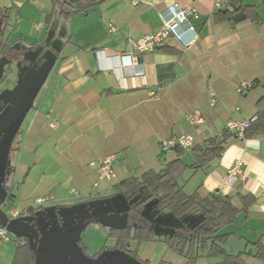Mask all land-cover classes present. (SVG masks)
<instances>
[{"label": "crops", "instance_id": "1", "mask_svg": "<svg viewBox=\"0 0 264 264\" xmlns=\"http://www.w3.org/2000/svg\"><path fill=\"white\" fill-rule=\"evenodd\" d=\"M214 1L101 0L63 19L58 9H52L51 0H0V11L8 8L10 16L9 25L0 20V43L8 45V58L17 54L9 60L10 70L18 68L20 61L27 70L16 82L21 84L23 101L22 108L16 107L22 113L11 169L12 203L30 216L23 219L39 228V236L42 229L49 230L40 228V217L29 208L45 204L70 208L65 206L73 200L101 196L119 180L160 169L177 156L191 164V149L181 153L162 150L160 140L190 133L198 145L224 129L229 119H246L264 111V101L258 105L264 98V0H242L256 5L260 21L247 19L236 24L212 20ZM174 3L196 10V18L188 16L193 30L182 25L181 41L169 37L155 50L138 54L141 74H135L133 66L123 67L118 53L133 52L128 40L156 30L159 15L171 16ZM5 63L2 60L0 66L2 90L13 74H5ZM241 81L253 84L243 94L236 91ZM211 91L215 96L212 106L208 104ZM13 93L6 89L4 94ZM197 108L203 112L204 122L190 125L186 115ZM110 154H118L114 181L99 178L97 169L89 165ZM237 159L242 161L241 172L226 176ZM179 182L188 193L251 194L255 200L247 211L221 229L228 234L224 248L229 253L247 251L246 264H264V257L255 255L257 244L264 248V134L230 137L220 158L203 169L187 168ZM48 195L51 200L34 203ZM87 214L80 223L91 220ZM45 237L42 259L49 260V246L54 245L48 240L51 237L55 242V236ZM10 241L0 240V254L9 262L13 245L3 247L2 243ZM148 245L143 255L153 260L165 251L161 242ZM75 256L81 258L76 252ZM160 260L187 262L174 252ZM193 264L214 263L199 258Z\"/></svg>", "mask_w": 264, "mask_h": 264}, {"label": "trees", "instance_id": "2", "mask_svg": "<svg viewBox=\"0 0 264 264\" xmlns=\"http://www.w3.org/2000/svg\"><path fill=\"white\" fill-rule=\"evenodd\" d=\"M100 1L51 0V5L52 9H58L63 19H70L79 11ZM8 13V8L0 11V20L4 22V25H9L10 16ZM247 19L258 23L260 16L256 5L244 4L242 0H223L222 7L215 8L212 13L214 22L228 21L231 24H236ZM7 48L8 45L2 41L0 52L4 53ZM1 92L2 88H0V94ZM263 101L264 98L260 99L258 105ZM255 116V120L244 130L243 138L264 134V111L258 110ZM232 136L236 138V134L225 127L203 143L193 144L189 148L194 157L191 164H185L181 157L177 156L175 159L165 161L160 169H148L114 183L112 185L114 194L121 193L126 199L132 200V203L129 212L130 221L127 224L108 225L107 236L115 240L113 247L139 258L138 249L142 243L161 242L174 253L185 257L186 264H193L199 258H209L214 264H246L245 256L249 253L245 250L238 253L227 252L224 243L228 234L223 233L221 229L228 224L237 222L238 214L246 212L255 198L251 194L228 195L218 191L207 195H201L198 190L188 193L179 182V177L187 168L203 169L208 166L211 160L220 158ZM17 148L18 146L13 150ZM174 149L180 153L186 150L179 146ZM141 187L146 189L145 195H140ZM12 196L13 194L8 191L4 200L5 209L13 207ZM149 198L155 199L154 207L158 211L169 210L181 220L193 215L198 218V221L193 225L184 221V225L175 227L169 233H156L150 225L149 219L141 211L143 203ZM236 200L239 202L238 204ZM37 208H29L28 211L35 213ZM94 222L98 223L99 221ZM9 235L10 239L13 237L15 239V252L11 264H35L37 258L32 248V236L29 234L17 236L11 233ZM78 242L80 243V239ZM257 247L256 257L263 258V246L257 244ZM161 264L172 263L161 261Z\"/></svg>", "mask_w": 264, "mask_h": 264}, {"label": "rangeland", "instance_id": "3", "mask_svg": "<svg viewBox=\"0 0 264 264\" xmlns=\"http://www.w3.org/2000/svg\"><path fill=\"white\" fill-rule=\"evenodd\" d=\"M7 53V50L4 53L0 52L2 55L0 66L1 61L4 60L7 67L5 74H9L11 71L13 73L7 78L3 86L4 90L0 94V133H2L0 134V208L3 210L4 200L8 191L11 192L13 188V177L11 174V169L15 165V150L13 149L18 146L20 136L19 133H16V129L20 125L22 112L16 109V107L22 108L21 104L23 100L21 99V84H17L16 82L27 72L26 68L21 64V61L20 63L17 62L19 64L18 68L12 67L11 70H8L11 61L16 59L17 54H14L12 58H8ZM0 72V74H4L2 69ZM16 77H18L17 80ZM28 78H30V74ZM5 86L7 90L12 89V92H14L12 96H9L11 99L10 102H5V99H7L4 95L6 90L4 88ZM22 98L26 99L27 97L23 96ZM4 103L5 106L2 108ZM5 133H7V136L4 137ZM145 191L146 189L141 187L140 195H145ZM135 199L136 197L134 201ZM131 203L132 200L126 199L121 193L114 194L111 189L108 193H104L101 196L93 195L92 198L86 201L79 199L73 200L72 203L65 206L70 208H63L62 206L55 207L54 205L48 204L38 207L35 210L37 213L35 216L40 217L38 225L40 228L49 230V233H47L42 229L41 235L39 236L36 247L38 264H161V260L159 262V259H168L169 254L173 253L165 245L163 247L165 251L161 254L159 253L161 256H157L153 260L150 255H143L150 248H148L149 242L142 243L138 249L139 258H137L130 253L114 248V238L107 236L108 225L122 226L130 221L129 212L131 210ZM154 204V198L147 199L143 203L141 211L149 219L150 225L156 233H169L175 227L184 225V221L189 225H193L198 221V218L193 215H189L184 220L178 219L169 210L158 211L154 207ZM84 213H88L87 215L91 217V220L84 218L86 221L80 223L79 221ZM28 217L30 216H27V213L20 215V218ZM96 218L99 221L98 223L91 222L93 221L92 219L96 221ZM59 231H62L60 235L63 234L61 238L58 235ZM54 232H58V234ZM45 234L55 236V242L51 237L48 240V243L54 245V247L49 246L52 253L49 260L42 259V246L43 242H46L45 238L47 237H45ZM79 239L80 243L78 242ZM11 244L15 252L14 237L11 238L9 243H2V246L7 247ZM54 249L57 250V253H54ZM67 251L70 256L66 253ZM75 252L81 255V258H77ZM0 264H11V262H9L6 256L0 254Z\"/></svg>", "mask_w": 264, "mask_h": 264}, {"label": "built area", "instance_id": "4", "mask_svg": "<svg viewBox=\"0 0 264 264\" xmlns=\"http://www.w3.org/2000/svg\"><path fill=\"white\" fill-rule=\"evenodd\" d=\"M135 0H133L134 2ZM223 0H215L214 7L219 8L222 7ZM188 16L197 17L198 14L196 10L190 5L179 6L177 3H174V12L171 16H166L164 14H160V25L153 32L144 34L136 39L130 38L128 40L130 46L133 49V52L129 53H118L121 65L123 67L133 66L135 67V74H141L142 70L140 67V62L138 58V54L153 51L158 48L163 42L169 38L173 37L176 40H182V34L179 30L180 26L186 25L188 30H193V25L189 22ZM252 87V83L249 81H241L236 91L239 94L245 93L248 89ZM215 96L213 92H210V98L208 100V104L210 106L214 105ZM256 116L253 115L250 118L246 119H238L231 118L226 122V129L235 133L236 138L243 139L244 130L250 125V123L255 120ZM186 120L190 125L200 124L204 122L203 112L200 109H194L186 115ZM52 127L55 126L54 123L50 124ZM194 144V137L190 133H183L179 135H175L169 138H163L160 140V147L162 150L174 149L179 146L184 149H189ZM118 159V154H110L102 158H97L89 162V165L95 167L97 169V173L99 178L105 179L107 181H114L117 178L114 164ZM242 161L237 159L233 162V164L228 168L226 172V176H232L237 173H240L242 170ZM76 193V192H75ZM52 199V196H42L38 197L34 200L35 204H44L45 202ZM6 215L13 219L17 218L21 214V210L17 207H6L4 210ZM9 231L4 227L0 226V240L7 241L10 239Z\"/></svg>", "mask_w": 264, "mask_h": 264}, {"label": "water", "instance_id": "5", "mask_svg": "<svg viewBox=\"0 0 264 264\" xmlns=\"http://www.w3.org/2000/svg\"><path fill=\"white\" fill-rule=\"evenodd\" d=\"M0 226H4L11 234L13 235H31L33 238V251L36 253V247L39 240V228L34 226L31 222L28 220H25L23 218L17 217V218H9L6 215V212L0 208ZM36 263L38 264V255H36Z\"/></svg>", "mask_w": 264, "mask_h": 264}, {"label": "flooded vegetation", "instance_id": "6", "mask_svg": "<svg viewBox=\"0 0 264 264\" xmlns=\"http://www.w3.org/2000/svg\"><path fill=\"white\" fill-rule=\"evenodd\" d=\"M2 93V92H1ZM5 95V94H4ZM6 96V95H5ZM1 100H3V99H1ZM6 101L5 102H10V99H9V97H7V99H5ZM3 102V101H2ZM5 106V103L2 105V108ZM20 125H21V123H20ZM20 125H19V127L16 129V133H20L19 131H20ZM0 134H2V133H0ZM5 136H7V133H5V135H4V137Z\"/></svg>", "mask_w": 264, "mask_h": 264}]
</instances>
